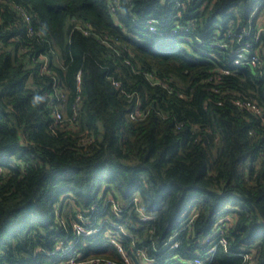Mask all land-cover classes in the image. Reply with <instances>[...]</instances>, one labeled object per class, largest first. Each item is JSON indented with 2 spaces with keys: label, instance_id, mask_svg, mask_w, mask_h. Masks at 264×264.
<instances>
[{
  "label": "trees",
  "instance_id": "16d2710c",
  "mask_svg": "<svg viewBox=\"0 0 264 264\" xmlns=\"http://www.w3.org/2000/svg\"><path fill=\"white\" fill-rule=\"evenodd\" d=\"M263 9L0 0V264H264Z\"/></svg>",
  "mask_w": 264,
  "mask_h": 264
},
{
  "label": "built area",
  "instance_id": "2783aa9c",
  "mask_svg": "<svg viewBox=\"0 0 264 264\" xmlns=\"http://www.w3.org/2000/svg\"><path fill=\"white\" fill-rule=\"evenodd\" d=\"M264 11V9L262 10V12ZM259 12V8H257L256 10H254V15H256ZM261 12V13H262ZM27 19H29V17L27 16ZM258 34L256 36V38H259V33L262 32L264 33V14L260 17V21H259V25H258ZM148 29L152 32H157L158 28H157V21L153 18L150 17V19L148 20ZM245 31V30H244ZM251 47H253V45L251 43H246L244 48H239L238 50L235 51V58H234V63L236 65L241 64L242 62H249V63H253L255 64L258 61V56L257 54L254 53V51H250ZM247 106L252 109L255 113H261L260 108L255 104V103H246ZM57 118L60 119L61 115L58 113ZM148 217H144L143 219H147ZM228 218H226L225 220L223 219L222 221H219L220 223V227L221 228H225L227 226L226 222ZM78 233L80 234H90L91 231H87L85 227L82 226H76ZM95 232V231H93ZM220 242L223 245L227 244V240L225 236H222L220 239ZM168 244H170L172 247L176 246L177 243L173 242V238H171L168 241ZM163 249V248H162ZM65 252L70 253L71 252V247H64ZM216 252V247H211V249L208 251L206 260L210 259L212 256H214ZM252 253H254L253 251H251ZM249 252V251H244L242 253H239L240 256L243 259V264H257V260L255 258V256H253V254ZM78 254H75L73 256L70 257L69 260L66 261V264H84V262H78L75 260L76 257H78ZM190 264H205V261L201 258H195Z\"/></svg>",
  "mask_w": 264,
  "mask_h": 264
},
{
  "label": "rangeland",
  "instance_id": "374dc122",
  "mask_svg": "<svg viewBox=\"0 0 264 264\" xmlns=\"http://www.w3.org/2000/svg\"><path fill=\"white\" fill-rule=\"evenodd\" d=\"M264 14V11L261 13V15H263ZM228 218V217H227ZM226 218H224V220H225ZM223 220V218H221L220 219V221H222ZM76 242V241H75Z\"/></svg>",
  "mask_w": 264,
  "mask_h": 264
},
{
  "label": "clouds",
  "instance_id": "9594fccd",
  "mask_svg": "<svg viewBox=\"0 0 264 264\" xmlns=\"http://www.w3.org/2000/svg\"><path fill=\"white\" fill-rule=\"evenodd\" d=\"M39 99V98H38Z\"/></svg>",
  "mask_w": 264,
  "mask_h": 264
}]
</instances>
